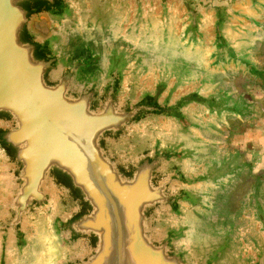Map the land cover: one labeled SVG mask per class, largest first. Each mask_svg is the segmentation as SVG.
<instances>
[{
  "label": "water",
  "instance_id": "water-1",
  "mask_svg": "<svg viewBox=\"0 0 264 264\" xmlns=\"http://www.w3.org/2000/svg\"><path fill=\"white\" fill-rule=\"evenodd\" d=\"M263 12L264 0H0V264H264L258 198L247 226L205 224L239 169L203 147L208 123L239 104L188 69H148L122 40L177 38L214 69L253 74L242 41ZM80 33L108 42L69 50Z\"/></svg>",
  "mask_w": 264,
  "mask_h": 264
},
{
  "label": "rangeland",
  "instance_id": "rangeland-1",
  "mask_svg": "<svg viewBox=\"0 0 264 264\" xmlns=\"http://www.w3.org/2000/svg\"><path fill=\"white\" fill-rule=\"evenodd\" d=\"M258 20V24L246 32L242 46L248 52L253 67L254 63L258 62V70L264 72V12ZM36 27L45 31L43 22L37 23ZM106 36L75 34L70 39L69 50L80 49L85 45L102 48L108 42ZM138 39L140 42L126 43L143 65L148 62L157 69H188L194 80L203 79L212 87H224L231 95L247 101V119H226L223 122L208 123L205 144H202L214 155L220 154L221 151H231L233 156L238 157L236 162L239 165L237 173L224 186L213 192L205 224L247 226L254 210V199L259 197L264 202V155L260 152L263 150L264 122L255 133L261 144L254 150V102H257V117L260 115L264 118V78L254 76V72L251 74L242 67L214 69L203 54L204 60L198 63L195 56L200 50L186 46L177 38L144 34ZM248 133H252L250 135L253 139L247 136ZM32 264H43V261L37 260Z\"/></svg>",
  "mask_w": 264,
  "mask_h": 264
},
{
  "label": "crops",
  "instance_id": "crops-1",
  "mask_svg": "<svg viewBox=\"0 0 264 264\" xmlns=\"http://www.w3.org/2000/svg\"><path fill=\"white\" fill-rule=\"evenodd\" d=\"M254 62H256L255 59H254ZM256 63H258V62H256ZM256 63H254V76H259L260 78H264L263 70L259 71L258 70L259 68L257 67ZM217 89L224 91L229 96V98L231 99V101L233 103H237L240 106V114H238V115L236 114L234 116H229L227 118V120H229V119H238V118H240L242 120L247 119V116H246L247 109H248L247 101L245 99L240 98V97H235L234 95H231L230 92L227 89H225L224 87H222V88L218 87ZM256 105H257V102L255 101L254 102V150L258 149L259 148V144H261V142H259L256 139V134L255 133L258 131V128H259V126H261L262 122H264V118L260 117V115L257 117V113H255ZM252 133H248L247 134V136H250L251 139H253V136L250 135ZM251 141L252 140H250V142ZM262 143H263V146H262L263 150H261L260 152L264 155V142H262ZM226 150H229V149L226 148ZM218 155H221V156H233L231 151H225V152L221 151L220 154H218ZM258 199L264 205V202L259 197H258Z\"/></svg>",
  "mask_w": 264,
  "mask_h": 264
},
{
  "label": "bare ground",
  "instance_id": "bare-ground-1",
  "mask_svg": "<svg viewBox=\"0 0 264 264\" xmlns=\"http://www.w3.org/2000/svg\"><path fill=\"white\" fill-rule=\"evenodd\" d=\"M121 33H125L124 31H121ZM124 39H126V40H128V41H130L131 43L132 42H140L139 40L140 39H138L137 37L136 38H127V37H125V36H123L122 37V40H124ZM202 54H203V52H198L197 53V55L195 56L196 58V60H197V62L199 63V61H203L204 59L202 58ZM146 66H147V68L148 69H152L153 67H155L154 65H152V64H150V63H148L147 62V64H145Z\"/></svg>",
  "mask_w": 264,
  "mask_h": 264
}]
</instances>
